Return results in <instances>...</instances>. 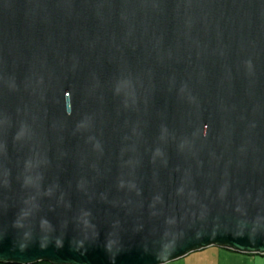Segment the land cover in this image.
Here are the masks:
<instances>
[{
  "label": "water",
  "instance_id": "95a60500",
  "mask_svg": "<svg viewBox=\"0 0 264 264\" xmlns=\"http://www.w3.org/2000/svg\"><path fill=\"white\" fill-rule=\"evenodd\" d=\"M264 256V0H0V264Z\"/></svg>",
  "mask_w": 264,
  "mask_h": 264
},
{
  "label": "crops",
  "instance_id": "0c3cea01",
  "mask_svg": "<svg viewBox=\"0 0 264 264\" xmlns=\"http://www.w3.org/2000/svg\"><path fill=\"white\" fill-rule=\"evenodd\" d=\"M168 264H264V256L211 247Z\"/></svg>",
  "mask_w": 264,
  "mask_h": 264
},
{
  "label": "trees",
  "instance_id": "16d2710c",
  "mask_svg": "<svg viewBox=\"0 0 264 264\" xmlns=\"http://www.w3.org/2000/svg\"><path fill=\"white\" fill-rule=\"evenodd\" d=\"M37 264H50V263L40 262V263H37Z\"/></svg>",
  "mask_w": 264,
  "mask_h": 264
}]
</instances>
